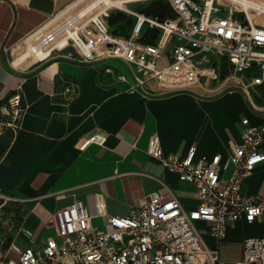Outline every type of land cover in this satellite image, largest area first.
<instances>
[{
	"label": "built area",
	"instance_id": "built-area-1",
	"mask_svg": "<svg viewBox=\"0 0 264 264\" xmlns=\"http://www.w3.org/2000/svg\"><path fill=\"white\" fill-rule=\"evenodd\" d=\"M167 2L172 12L168 17L126 8L136 19L128 35L114 33L105 19L109 9L95 13L93 3L67 17L59 19L56 14L22 41L31 42L25 50L36 62L56 57L80 63L120 60L130 71L121 70L117 80L131 90L145 91L154 82L162 92L171 93L217 82L220 73L212 64L216 56L228 62L229 89H240L247 98L258 88L264 90V0ZM148 29L158 30L150 41L143 40ZM114 70L106 67L109 73ZM25 110L20 86L1 105L0 134L5 128L18 131ZM263 137L264 124H249L241 140H231L225 156L199 154L195 142L184 155H167L154 134L148 154L176 172L181 181L197 187L196 207L185 208L176 196L166 198L153 191L124 215L109 214L99 195L96 214H92L76 198L52 213L46 225L54 231L40 245L21 248L7 240L5 231L2 244H7L0 246V264H224L219 248L206 243L196 222H207L208 231L223 238L229 223L243 216L251 222L264 215V198L242 192L244 178L264 161ZM105 140L104 134L96 133L81 147ZM0 198V230H9L13 215H8V208H19L26 199L11 194H0ZM95 216L103 217L105 224L96 225ZM20 231L35 237L26 226ZM12 251L16 257L10 256ZM253 263L264 264V235L245 237L242 256L235 264Z\"/></svg>",
	"mask_w": 264,
	"mask_h": 264
},
{
	"label": "crops",
	"instance_id": "crops-1",
	"mask_svg": "<svg viewBox=\"0 0 264 264\" xmlns=\"http://www.w3.org/2000/svg\"><path fill=\"white\" fill-rule=\"evenodd\" d=\"M74 1L0 0V114L5 98L20 86L26 104L21 128H5L0 134V194L26 199L19 208H8L18 214L8 240L21 248L40 245L54 231L46 225L52 213L76 198L92 214L99 195L109 214L124 215L153 191L176 196L185 208L196 207L197 187L148 154L150 137H160L167 155H184L195 142L199 154L225 156L231 140H241L246 125L264 124L263 88L249 98L240 89H229L228 79L171 93L154 82L145 91L131 90L117 80L123 70L117 59L80 63L63 57L36 62L29 57L16 62L24 47L11 58L13 45ZM108 66L115 68L113 73L106 71ZM96 133L104 134L105 142L92 141L82 148ZM242 192L264 198V161L244 178ZM105 222L94 218L96 225ZM196 224L206 243L219 248L224 264H235L242 256L241 251L239 258L228 261L230 243L264 235V215L229 223L223 238L213 236L207 222ZM21 226L33 230L35 237L28 238Z\"/></svg>",
	"mask_w": 264,
	"mask_h": 264
},
{
	"label": "rangeland",
	"instance_id": "rangeland-1",
	"mask_svg": "<svg viewBox=\"0 0 264 264\" xmlns=\"http://www.w3.org/2000/svg\"><path fill=\"white\" fill-rule=\"evenodd\" d=\"M78 1L79 0H75L73 3H71L73 5V8L69 9V11L63 15V17H67L73 14L77 10L88 6L90 3H93L96 0H80V2L76 4ZM102 5L103 3L97 5V7L94 8L93 11L95 13L102 12L104 10V5L103 6ZM126 8H135L137 10H143L149 13L159 14V15H162L163 17H168V16H171L172 14L171 9L169 5L167 4L166 0H132L129 2H125L124 5L110 6L108 7L110 11V15L107 16L105 19L107 23L109 24L110 28L116 33L127 34L130 26L136 21L135 17L126 11ZM112 20H115V22L112 23L111 22ZM23 47H24L23 41L19 42L18 44L13 45L11 49H9L11 58L13 56V59H14L15 54L20 53ZM32 60H34V58L30 59V61ZM212 64H214V66L218 69L220 73L219 74L220 80H217V82H214V83L221 84L223 81H225L224 79H226L230 73L228 62L225 58L216 56L212 59ZM122 67L126 72L130 71L129 66L125 65L124 63L122 64ZM226 81L227 83H229L230 80L228 79ZM223 86H226V85H223ZM228 88L226 87L221 91H225ZM1 144H0V149L2 148ZM11 214L13 215V218L11 221L12 227L11 229H9L7 240L10 235V232L15 229L14 223L17 225L16 217L18 216V214L14 213L13 209L11 210V212L10 211L8 212V215L11 216ZM202 224L203 223H200V225ZM6 230L5 229L0 230V246H5L7 244L5 242L2 244V240L4 239ZM241 251H242V242L241 243H230L226 251V257L228 261L231 262L232 259L239 258L241 255ZM253 264H256V263H253Z\"/></svg>",
	"mask_w": 264,
	"mask_h": 264
},
{
	"label": "bare ground",
	"instance_id": "bare-ground-1",
	"mask_svg": "<svg viewBox=\"0 0 264 264\" xmlns=\"http://www.w3.org/2000/svg\"><path fill=\"white\" fill-rule=\"evenodd\" d=\"M129 1H132V0H96L93 3H95V4H97V3H99V4L103 3L104 10H105L108 7L113 6V5L114 6L124 5L125 2H129ZM79 2H80V0L76 4H78ZM93 3H90L88 5V7H92ZM71 8H73V5L72 4L70 6H68V7H66L65 9H63L61 12H59L58 15H62L65 12H68L69 9H71ZM30 43L31 42L29 40H26V42H24V50H22V53H21L20 57L16 60V62H19L20 61V58H22L23 61L26 60L27 58H29V56H30L29 50H27V49L25 50V48L27 46H29Z\"/></svg>",
	"mask_w": 264,
	"mask_h": 264
},
{
	"label": "trees",
	"instance_id": "trees-1",
	"mask_svg": "<svg viewBox=\"0 0 264 264\" xmlns=\"http://www.w3.org/2000/svg\"><path fill=\"white\" fill-rule=\"evenodd\" d=\"M167 1V0H166ZM167 4H168V2H167ZM169 5V4H168ZM141 11H143V10H141ZM143 12H145V13H147V14H154V15H159V14H155V13H149V12H146V11H143ZM159 16H161V17H163L162 15H159ZM112 23H114L115 22V20H112L111 21ZM133 25V24H132ZM131 25V26H132ZM131 26H130V28H131ZM130 28H129V30H130ZM129 30H128V32H129ZM113 31V30H112ZM114 32V31H113ZM114 33H116V32H114ZM116 34H120V33H116ZM158 34V30H156V29H154V30H152V29H148V30H146L145 31V35H144V38H143V40L144 39H146V40H153L155 37H156V35ZM121 35H128V33L127 34H121Z\"/></svg>",
	"mask_w": 264,
	"mask_h": 264
}]
</instances>
